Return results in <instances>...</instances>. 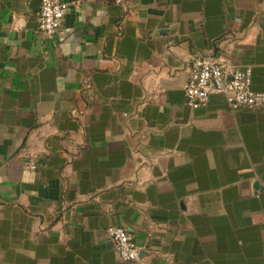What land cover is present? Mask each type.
Instances as JSON below:
<instances>
[{
    "label": "crops",
    "instance_id": "crops-1",
    "mask_svg": "<svg viewBox=\"0 0 264 264\" xmlns=\"http://www.w3.org/2000/svg\"><path fill=\"white\" fill-rule=\"evenodd\" d=\"M64 1L0 0V264H264V108L184 98L200 56L264 91V0Z\"/></svg>",
    "mask_w": 264,
    "mask_h": 264
},
{
    "label": "built area",
    "instance_id": "built-area-1",
    "mask_svg": "<svg viewBox=\"0 0 264 264\" xmlns=\"http://www.w3.org/2000/svg\"><path fill=\"white\" fill-rule=\"evenodd\" d=\"M67 10L64 0H41L37 30L52 37L61 28ZM213 94L221 96L233 110L264 108V91L252 88L250 67L234 66L224 55L193 58L184 84L185 103L199 108L206 105ZM30 167L36 168L35 163ZM106 232L120 259H138V249L124 226L110 225Z\"/></svg>",
    "mask_w": 264,
    "mask_h": 264
},
{
    "label": "water",
    "instance_id": "water-1",
    "mask_svg": "<svg viewBox=\"0 0 264 264\" xmlns=\"http://www.w3.org/2000/svg\"><path fill=\"white\" fill-rule=\"evenodd\" d=\"M40 3H41V0H31V8L35 11H39Z\"/></svg>",
    "mask_w": 264,
    "mask_h": 264
}]
</instances>
